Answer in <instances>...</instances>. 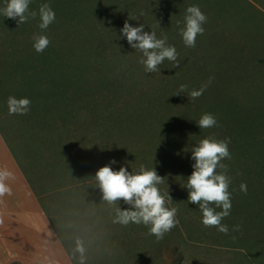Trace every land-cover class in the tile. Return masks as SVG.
<instances>
[{
	"label": "trees",
	"instance_id": "trees-1",
	"mask_svg": "<svg viewBox=\"0 0 264 264\" xmlns=\"http://www.w3.org/2000/svg\"><path fill=\"white\" fill-rule=\"evenodd\" d=\"M44 3L56 19L42 32L39 8ZM5 4L0 0V8ZM191 5L201 8L207 22L195 47H186L180 29ZM29 11L35 18L20 25L18 18L0 15V130L73 261L57 224L53 201L58 196L75 212L108 210L101 217L104 248L119 241L123 228L122 241H129L134 255L137 238L149 231L143 224H114L117 204L102 200L94 178L101 167L125 157L131 140L138 149L131 159L164 177L159 187L170 191L169 207L178 209L180 221L174 229L183 237L186 230L224 247L264 249V11L250 0H31ZM126 20L133 26L144 23L145 31L152 28L158 37L166 35L179 65L166 59L161 72L147 73L139 62L142 52L120 38ZM37 35L51 41L43 53L33 47ZM205 85L199 98L188 97ZM181 86L184 92L175 94ZM9 96L30 98V111L10 115ZM206 112L217 124L200 129L195 120ZM206 137L230 138L231 158L221 161L231 178V214L222 220L228 234L204 225L198 230L202 212L188 204L189 190L182 187L193 171L190 150ZM55 183L56 189L49 188ZM241 183L247 184L246 193ZM236 225L239 231H233ZM143 236L145 252L162 247L154 235ZM165 247L168 264H182L180 248ZM105 254L101 264H137L129 255L123 263Z\"/></svg>",
	"mask_w": 264,
	"mask_h": 264
},
{
	"label": "clouds",
	"instance_id": "clouds-1",
	"mask_svg": "<svg viewBox=\"0 0 264 264\" xmlns=\"http://www.w3.org/2000/svg\"><path fill=\"white\" fill-rule=\"evenodd\" d=\"M31 0H6L0 15L6 18L17 19L18 25L26 23L29 17L35 18L36 13L29 11ZM143 15V13H141ZM39 28L43 32L48 29L56 19V13L50 4L44 3L39 8ZM131 20H139L130 16ZM207 15L198 5H191L186 9L184 26L180 29V35L186 47H195L198 35L205 32L204 24ZM145 24L137 26L125 21L120 29L121 37L126 38L129 46L142 52L140 63L144 65L147 73L161 72L160 65L167 59L178 63V53L174 45L168 44L167 36L158 37L154 29L145 31ZM47 35H37L34 38L33 47L36 52L43 53L50 44ZM207 86L198 90H192L188 97L192 100L199 98ZM184 86L179 92L183 93ZM10 115H26L30 111L31 100L28 97L17 98L9 96L7 99ZM200 129L216 126L217 119L212 113H204L195 120ZM230 138L217 140L212 137L202 139L191 151L193 171L187 177L184 188L189 190L188 204H196L202 212L201 223L205 227H216L217 231L228 234L229 227L222 223L225 217L231 214L232 193L229 191L231 178L227 175L226 165L221 163L231 158L229 150ZM118 161L112 160L101 167L95 174V180L102 192V200L110 205L123 200L128 205L122 208L119 204L115 208L114 224L127 226L130 223L143 224L149 227V235L157 239H163L164 235L179 225L176 207H169L173 200L170 191L164 192L159 185L163 183L156 168H148L140 165L138 168L127 166L114 169L113 165ZM3 175H7L4 173ZM240 190L247 192V184L241 183ZM7 191L3 183H0V193ZM215 204V207L210 206ZM217 208L222 209L216 211ZM239 231V225L233 228ZM76 251L80 253L78 264H86L84 249L78 245ZM247 254V253H245Z\"/></svg>",
	"mask_w": 264,
	"mask_h": 264
},
{
	"label": "rangeland",
	"instance_id": "rangeland-1",
	"mask_svg": "<svg viewBox=\"0 0 264 264\" xmlns=\"http://www.w3.org/2000/svg\"><path fill=\"white\" fill-rule=\"evenodd\" d=\"M252 3L256 4L259 8L264 11V0H250ZM163 78V75H161ZM181 89V87H180ZM167 101V100H166ZM169 101H167V104ZM165 122V120H164ZM163 122V123H164ZM127 135V133H126ZM136 135V134H133ZM131 138V136H130ZM135 138V137H134ZM128 139V136L126 137ZM129 142V141H128ZM137 142L132 141L130 145H128V149L125 150V157L124 158H117V164L113 167L114 169H119L121 166H127L131 171V166L134 168H138L141 165L140 160L138 159H131V155L134 154L136 156ZM127 156V158H126ZM121 157V156H120ZM46 173V171H45ZM170 180L172 182L175 181L173 176H170ZM57 184L50 185L49 188L55 187ZM166 188V187H165ZM60 196L54 199V205L56 210V216L58 217V227L65 237L66 242L71 250V253L74 257V263L78 264V258L80 253L76 251L78 245L84 249V255L86 256V264H101L102 261L105 259L106 256L105 251H107L108 255H115L119 256L118 258L125 263L129 260V256L134 257L136 259V263L142 264H168V254L166 251L167 244H176L178 248L183 252L182 257V264H260L264 263V249L263 246L253 247L251 249H238L236 247H224L219 244H215L211 242V240L205 239L203 235H189L186 230H184V236L177 232L176 229L173 228L169 234H165L163 239L156 238V244L162 247L158 248V251H154L150 249L151 253L145 252L141 242L146 236L143 234H149V231L146 233L142 232L139 238H137L136 242L140 244V247L137 248V253L131 255L136 252L134 250L132 253H129L131 249L129 246V241L125 239L122 241V229L118 232L120 233L119 241H116L115 244L111 242L107 244V247L104 248L100 244V239L102 233L104 232L101 227L102 219L101 217L104 215L103 213H108V210L105 208L98 209V212L93 210L92 208H84L81 213L73 211L72 208H65L63 207L61 200L59 199ZM120 205L122 208L126 206V204L121 200L117 201V205ZM108 208V207H107ZM191 212V210H190ZM189 212V213H190ZM102 213V214H97ZM97 214V215H96ZM111 216V215H110ZM74 218V220L72 219ZM76 219V220H75ZM112 219V217H110ZM201 222L198 225V230L201 229ZM121 228V227H120ZM184 228V227H183ZM203 228V227H202ZM210 229V228H209ZM205 229L204 231H207ZM202 239H200V238ZM108 240V237L105 238ZM132 242V241H131ZM154 243V245L156 246ZM164 246V247H163ZM119 249L120 251H118ZM247 253V254H245ZM258 258V259H257ZM262 258V259H260ZM262 260V261H261Z\"/></svg>",
	"mask_w": 264,
	"mask_h": 264
},
{
	"label": "crops",
	"instance_id": "crops-1",
	"mask_svg": "<svg viewBox=\"0 0 264 264\" xmlns=\"http://www.w3.org/2000/svg\"><path fill=\"white\" fill-rule=\"evenodd\" d=\"M0 183L7 189L0 193V264H73L1 130Z\"/></svg>",
	"mask_w": 264,
	"mask_h": 264
}]
</instances>
